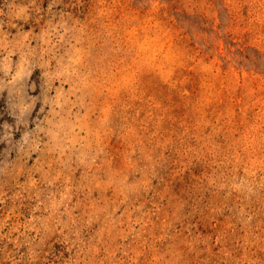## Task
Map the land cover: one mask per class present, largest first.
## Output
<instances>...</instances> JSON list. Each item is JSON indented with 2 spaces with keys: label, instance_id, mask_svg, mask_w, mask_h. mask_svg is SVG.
I'll return each mask as SVG.
<instances>
[{
  "label": "rangeland",
  "instance_id": "rangeland-1",
  "mask_svg": "<svg viewBox=\"0 0 264 264\" xmlns=\"http://www.w3.org/2000/svg\"><path fill=\"white\" fill-rule=\"evenodd\" d=\"M0 264H264V0H0Z\"/></svg>",
  "mask_w": 264,
  "mask_h": 264
}]
</instances>
